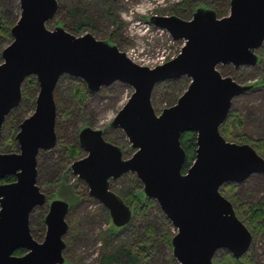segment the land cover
Wrapping results in <instances>:
<instances>
[{
	"label": "water",
	"instance_id": "obj_1",
	"mask_svg": "<svg viewBox=\"0 0 264 264\" xmlns=\"http://www.w3.org/2000/svg\"><path fill=\"white\" fill-rule=\"evenodd\" d=\"M20 14L10 27V42L0 51V137L6 116L22 98L21 86L34 76L38 91L32 114L15 134L17 151H0V264H63L69 201L48 199L37 184V156L57 143L54 90L61 76L82 80L89 92L113 82L133 90L113 117L110 127L125 134L133 153L104 138L103 129L82 126L78 144L86 154L70 164L88 195L108 210L115 227L126 225L133 211L110 189V180L133 173L147 198L153 199L176 230L172 256L178 264H214L217 250L241 258L252 233L219 188L264 173V157L249 143L227 140L220 133L232 100L251 88L219 64L254 66L264 41V0H229V13L218 17L197 7L190 19L151 15L156 28L173 40H183L179 52L154 67L138 64L126 52L90 32L75 35L61 25L46 23L55 15L57 0H18ZM185 76L188 85L176 102L157 113L151 103L154 86ZM196 134L195 157L183 171V132ZM13 175L12 181H2ZM47 204L45 234L37 241L30 230V213ZM22 254H15L18 249Z\"/></svg>",
	"mask_w": 264,
	"mask_h": 264
},
{
	"label": "rangeland",
	"instance_id": "obj_2",
	"mask_svg": "<svg viewBox=\"0 0 264 264\" xmlns=\"http://www.w3.org/2000/svg\"><path fill=\"white\" fill-rule=\"evenodd\" d=\"M182 1L184 0H57V11L53 18L46 23V26L52 29L58 25L56 22L59 21L64 23V28L69 29L75 35L90 32L98 39L107 38L110 43L117 45L119 50L135 56L134 62L151 66L149 61L156 56L158 58L163 55L165 59L175 56L184 42L183 40H173L166 30L154 27L148 19L151 15L168 16L173 14L185 20L190 19L195 10L194 7L188 15L176 13L175 9L180 10V7L182 9V4L179 5ZM191 2L197 7L215 9L221 14L217 15L218 17L229 13V0H191ZM74 9L77 12L72 14L71 10ZM0 12L3 13L9 24L15 23L20 14L18 0H0ZM84 14L92 18L91 26L82 28L79 33L70 30L82 22ZM116 22L118 26H116ZM10 40L11 36L0 37V51ZM260 47L264 54V41ZM259 48L256 51L257 55L259 52L261 54ZM217 68L222 75H229L239 83L251 85L264 73V58L254 66L234 68L231 65L219 64ZM79 81V78L63 75L56 85L54 96L57 105H59L55 121L57 143L49 150L40 151L37 156V184L48 199L57 197L70 202L68 195H65L63 191L58 192L60 184L63 183L73 186L79 197L73 203L71 202L66 216L68 229L64 235L63 264H98L103 253L117 248L120 244L127 243V237L130 234L131 240L128 244L135 241L138 235L134 234L133 229L131 231L127 227H121L115 233H108V210L98 200L88 195L86 185L72 174L70 164L86 154L79 146L77 136L79 129L85 125L103 129L105 139L121 146L124 158L133 153L134 150L129 148L130 144L122 130L109 127L113 117L126 102L133 89L124 83L113 82L109 86L102 87L98 92H87L79 103L73 93V88ZM81 82L83 81L81 80ZM188 82L189 78L181 76L156 84L151 95L154 110L159 113L162 108L174 104L186 89ZM31 93H34V88ZM61 104L63 105L60 107ZM34 108L35 101L25 99L20 108V116H24L22 119L32 114ZM232 112L240 117L239 127L236 126L235 117H231L230 130L233 132L232 134L247 137L250 141L264 140V84L250 88L236 96L232 100L228 114L230 115ZM3 132L5 133L4 146L0 151L8 152L7 131ZM240 142L250 143L245 140H240ZM71 145H76L79 148L77 156L72 158L67 156L66 151ZM14 149L13 151H17L18 147ZM260 155L264 157V151ZM129 174L133 173L129 172L111 180L110 189L125 197L134 191L133 188H140V186L142 188L138 178L133 174L136 178L133 179ZM233 184V191L238 203L264 201V173H253L244 181ZM156 206H150L147 220L155 226L157 239L167 234L166 232L174 234L176 230L160 210L158 204ZM47 209L48 206L44 203L36 206L30 213V230L37 241L44 238L45 224L41 220ZM139 230L143 232L144 227ZM247 251L250 263L264 264V231L256 234ZM225 252L229 253L225 249L217 250L213 259L216 257L223 259ZM168 253L167 248L159 246L156 253L155 251L152 253L155 254L152 256L153 262L168 264Z\"/></svg>",
	"mask_w": 264,
	"mask_h": 264
},
{
	"label": "trees",
	"instance_id": "obj_3",
	"mask_svg": "<svg viewBox=\"0 0 264 264\" xmlns=\"http://www.w3.org/2000/svg\"><path fill=\"white\" fill-rule=\"evenodd\" d=\"M180 4H182L183 6L182 9L180 7L179 8L180 10L178 9H175V10H176V13L180 12L182 13V15L190 14L192 12L193 7L194 9L197 8V5L193 4L191 0H184L180 2L179 5ZM214 11L216 12L218 16L221 15L215 9ZM76 12L77 11L75 9L71 10L72 14H75ZM177 14L179 15V13ZM91 21H92V18L84 14L82 17V22L73 26L72 29L70 30H73L74 32L79 33L82 28L90 27L92 23ZM13 24H9L6 21L3 13L0 12V37L2 36L9 37L10 36L9 30ZM56 24L64 26V23L59 22V21H57ZM115 24L116 26H118L117 22ZM105 40H109V39L106 38ZM262 47L259 48V50L261 51V54L259 52L257 64L260 63L262 59L264 58ZM76 84L77 85L73 88V93H74V96L77 97V101L80 103L84 99L86 93L87 92L90 93V92L88 91L86 86H83L84 82H81V80L77 82ZM262 84H264V73L260 76L259 79L251 83V88L262 85ZM33 88H34V93L32 94L31 92ZM37 91H38V85H37L36 78L34 76H28L24 80L21 86L22 98H21L20 103L18 104L16 108H14L6 116L5 121L2 125V131H1V137H0V149H2L4 146L3 138H4L5 133L3 131L5 132L7 131L6 134H7L8 139H6V141L9 142V145H7L8 152H12L13 150H15L14 148H17V142L16 140H14L15 134L18 130L19 122L24 117L22 115L20 116L21 114L20 108L25 99H28L34 102L36 95H37ZM54 99H55V96H54ZM55 102H56V99H55ZM62 105L63 104H61L60 107ZM58 107L59 105H57V102H56V111L59 110ZM228 116L229 117L226 118L225 122L222 124L220 128L221 134H223V136L226 137V139L230 141H236V142L241 143L240 140L241 141L245 140L247 142H250L249 144L253 146L259 154H261V152L264 151V140L257 139L254 141H250L247 137H242V136H237V135L232 134L233 132L230 130V126L232 124L231 123L232 121H230L232 120L231 117H235L234 121L237 127L240 126V117L237 116V114L234 112L230 113V115L228 114ZM103 133L105 132L103 131ZM180 144L185 152V160L182 166L183 171H185L191 165L195 157L196 134L192 131L183 132L180 137ZM66 151L68 154L67 156L72 158V157L77 156V154L79 153V148H77L76 145H71L67 148ZM129 175L133 179L135 178L133 174H129ZM14 179L15 177L13 175H8L2 181H12ZM135 181L140 183L138 180H135ZM110 183H111V180H110ZM133 189L134 191L127 194L125 197L119 194L124 199V201L131 206L132 211H133L131 220L126 225L122 226V228L127 227L131 231L133 229L134 234L136 233L138 237H136L135 241H132L130 244H128L131 240L130 239L131 234H130L127 237V243L120 244L119 246H117V248H114L112 250L110 249L107 252L103 253L98 264H157L153 262L152 256L155 254H152V253L154 251L156 253L159 246H162L168 249L169 251L168 256H167L168 264H178L172 256V246H171L170 241H171V237L173 236V234L166 232L167 234H164L162 235L161 238L157 239L156 237L157 230H155V226L153 224H150V221L147 220L149 208L151 205L156 206L157 204L156 201L153 199L147 198L144 195L141 186L140 188H133ZM233 190H234L233 183H226L219 188V191L221 192V194H223L228 200H230V202L232 203L234 207L236 215L238 216L239 219L242 220V222L250 230V232L252 233V239H253L257 233H261L264 231V201H260L256 203H247V204L241 203L240 204L238 203V199L236 195L234 194ZM62 191L65 193V195H68L70 199V202H69L70 207H71V202L73 203L76 199L79 198L74 190V187L71 185L67 186L64 183L60 184L58 192H62ZM161 216L164 218L162 214ZM43 218H44V215L42 216V220H41L42 223H44ZM165 222L168 224L167 221ZM140 227L141 228L144 227L143 232L139 230L141 229ZM135 228H137L138 230ZM119 229H121V227H115L111 223L110 218H109L108 233H113V232L115 233ZM23 252H24V249L21 248V249L16 250L15 254H22ZM247 253L248 251L243 257H241V259L240 258L236 259L230 253L225 252L223 259L216 257L213 259V263L214 264H252L249 262V259L247 258Z\"/></svg>",
	"mask_w": 264,
	"mask_h": 264
},
{
	"label": "built area",
	"instance_id": "obj_4",
	"mask_svg": "<svg viewBox=\"0 0 264 264\" xmlns=\"http://www.w3.org/2000/svg\"><path fill=\"white\" fill-rule=\"evenodd\" d=\"M133 61H135L136 59V57L135 56H133L131 53L129 54V52H128V54H127ZM174 56H170L169 57V59H171V58H173ZM139 58V57H138ZM169 59H165V56H163V55H160V57H158L157 58V56L154 58V59H151L149 62L151 63L150 65L151 66H149V64H146V66H149V67H154L155 65H157V64H162L163 62H165V61H167V60H169ZM138 63V62H137ZM140 64V63H139ZM142 64V63H141ZM142 65H145V64H142Z\"/></svg>",
	"mask_w": 264,
	"mask_h": 264
}]
</instances>
